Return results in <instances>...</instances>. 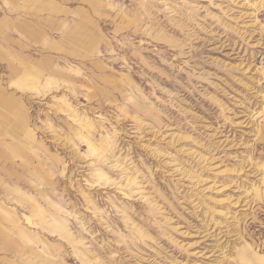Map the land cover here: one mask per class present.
Returning <instances> with one entry per match:
<instances>
[{
  "label": "rangeland",
  "instance_id": "1",
  "mask_svg": "<svg viewBox=\"0 0 264 264\" xmlns=\"http://www.w3.org/2000/svg\"><path fill=\"white\" fill-rule=\"evenodd\" d=\"M10 1L0 264H264V0Z\"/></svg>",
  "mask_w": 264,
  "mask_h": 264
},
{
  "label": "crops",
  "instance_id": "2",
  "mask_svg": "<svg viewBox=\"0 0 264 264\" xmlns=\"http://www.w3.org/2000/svg\"><path fill=\"white\" fill-rule=\"evenodd\" d=\"M13 0H11L10 2L12 3Z\"/></svg>",
  "mask_w": 264,
  "mask_h": 264
},
{
  "label": "bare ground",
  "instance_id": "3",
  "mask_svg": "<svg viewBox=\"0 0 264 264\" xmlns=\"http://www.w3.org/2000/svg\"><path fill=\"white\" fill-rule=\"evenodd\" d=\"M93 150V149H92Z\"/></svg>",
  "mask_w": 264,
  "mask_h": 264
}]
</instances>
